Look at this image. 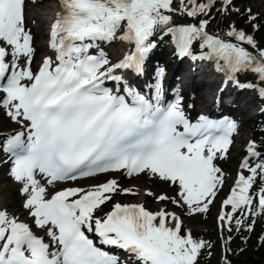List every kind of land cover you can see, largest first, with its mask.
<instances>
[{"label":"snow or ice","instance_id":"snow-or-ice-1","mask_svg":"<svg viewBox=\"0 0 264 264\" xmlns=\"http://www.w3.org/2000/svg\"><path fill=\"white\" fill-rule=\"evenodd\" d=\"M214 2L188 0L191 8H185V0H180V10L194 17L206 14ZM59 3L63 11L51 25L49 44L55 59L45 57L34 72L32 36L25 28V0H0V81H6L0 84V92L5 93L0 108L23 129L8 136L2 150L13 158L10 176L22 186L23 207L49 238L45 242L28 224L0 211V264H129L131 260L138 264H197L201 250L208 245L190 232L182 234L181 219L174 212L161 208L153 213L143 204L116 203L110 212L96 215L111 199L105 194L117 191L115 179L91 190L73 187L51 192L37 179L39 174L46 185L55 188L57 182L99 173L124 170L128 177L145 173L177 186L176 197L159 195L158 202L170 200L177 207L186 206L190 214L208 211L223 184V174L214 160L224 158L237 123L214 122L203 115L193 123L179 101L162 107L163 69H157L150 97L126 82V96L118 94L119 88L114 94L102 86L105 80L121 83L122 77L114 74L116 69L133 68L142 74L144 60L153 47L150 37L157 26L171 23L165 12L174 11L173 0ZM231 4L232 0H223L221 11H229ZM207 23L168 29L174 33L178 54L191 55L193 40L202 39L201 47L208 48L209 54L199 59L223 60L230 79L231 73L251 71L264 82V49L253 55L238 44L210 36L205 32ZM228 35L257 47L242 31L232 28ZM117 38L135 46L120 62L111 64L103 50L97 54L91 51L98 48V42ZM259 93L264 97V89ZM254 149L250 143L251 156L258 155ZM241 167L251 175H240L224 201L225 206H231V213H222L219 220L227 224L237 211L256 214L252 212L250 189L258 176L264 181V163L253 167L246 159ZM256 199L264 213V189ZM236 223L239 228L242 221ZM101 246L120 249L127 259L121 260Z\"/></svg>","mask_w":264,"mask_h":264},{"label":"rangeland","instance_id":"rangeland-1","mask_svg":"<svg viewBox=\"0 0 264 264\" xmlns=\"http://www.w3.org/2000/svg\"><path fill=\"white\" fill-rule=\"evenodd\" d=\"M49 1H51V0H41L42 4H41L39 9L42 11L44 10L43 11L44 13L47 10H50L49 7L51 4L48 6V4L50 3ZM241 8L246 10V11L251 10V12H253V14L261 13L264 15V0H250L248 3L237 7L238 10H240ZM34 11H36V10L31 9L29 14L33 15L35 13ZM44 17H45L44 15H41L39 17V25L37 23L38 19H29V22H28L26 29H29L30 31L31 30H33V31L37 30L38 31L39 28L41 27L40 21H42V19L44 20ZM37 25H38V27H37ZM122 34H118V36L122 35ZM252 38L254 39V41L257 45V47L255 49H253L251 47L253 54L258 55V51L260 49H264V46L258 40H256L254 37H252ZM117 39H115V40H117ZM199 40H202V39H199ZM39 42H40V39H37V43H39ZM243 46L248 51V47L245 45H243ZM8 60L11 62L10 57L8 58ZM110 63L112 64V62H110ZM163 73H164L163 74V80H165L168 77L169 73L165 68L163 70ZM254 105H255V107H254V109L251 110V113H252V115H255L257 113L255 115V116H257L259 114V111L262 110V108L260 106H258L255 101H254ZM189 108H190V105L185 104V103L182 104V110L185 111L186 114H187V110H189ZM3 111H5V109H3ZM254 121H255V117L250 118V120L245 125L240 124V130H241L240 136L245 137V141H247V138H249V136L251 135V132L254 131ZM8 127H10V126H8ZM6 130H7V126L6 127L0 126V136H2V134H8L9 132H6ZM238 150H240V147H235L234 150H230L227 153L226 160L224 161V164L222 166V168H223V173H222L223 174V180H224V182L227 183L228 187L233 185L232 177H233V175H235L237 173L236 172L237 161L235 160V155H236ZM135 179H137V178H135ZM115 180L117 181L118 188H117V191L114 192V195H113L114 196V200H113L114 204H116L117 202L118 203L135 202V203L143 204L147 210H149L153 213L158 212L162 206L165 208V204H166L167 200L162 201L161 203L158 202L156 197H158L159 194L156 193L154 190H150V189L146 188L145 186H143V184L145 182L149 183V182L158 181L156 178H149V176L144 173L143 180L132 181V180H129L128 177H123V176H116ZM163 183L166 184L165 182H163ZM2 187H3V185H0L1 189H2ZM122 189H130L131 192L135 193V195H132L133 198H131V199L121 198L120 194L122 192L121 191ZM174 189H177L176 185L172 186V190H174ZM261 189H264V181L260 187V191H261ZM148 192H152L153 195L152 196L147 195ZM4 193L5 192L3 190L2 194H1L2 198L0 201V204H3L6 207L4 209V211L7 212L9 214V216L12 218H16V219L22 220V221L27 220L28 218L26 216V212H23L21 215H19L20 212H18V215H15V216H12L10 214L11 210L17 209V206H15L16 202H15V200L12 199V197H9L8 195H5ZM24 197L25 196L22 195L18 200V203L20 206L23 203ZM12 201H14V203H12ZM218 207H219V203L214 204L208 209V211L206 213H201L198 215L190 214L187 207H185V209L182 211H176L174 208H172L171 212H174L177 216H179L182 223L187 225L188 230L194 239L204 240L206 242V245L210 242L212 236L216 235L218 238L219 233H220L221 237H219V238L222 239L226 252L228 251L231 253L232 248H230L226 245L227 239H231V240L233 239V237L231 235L233 231H235V237L236 238L239 236L238 231H237L238 227L234 226V223H232V222H231V224H227L224 221L218 222V215H217ZM165 210H166V208H165ZM16 211H18V210H16ZM103 213H104V211L100 212V214H103ZM254 213H256V214H252V216H254L257 219L264 220V213H261L260 209H258ZM245 224H246V221L244 220L243 225H245ZM30 228H31V230H33L34 227L30 226ZM229 228H231V231H229ZM233 228H234V230H233ZM205 229H209L210 232L204 234V236H202V237L195 236L191 232L192 230L194 232L195 231L200 232V231H203ZM241 234L243 237L242 244L244 245V241L247 237L248 231H243V233H241ZM212 249H213L214 255H217L219 257L221 256V253L219 250L220 249L219 243H218L217 248L212 247Z\"/></svg>","mask_w":264,"mask_h":264},{"label":"bare ground","instance_id":"bare-ground-1","mask_svg":"<svg viewBox=\"0 0 264 264\" xmlns=\"http://www.w3.org/2000/svg\"><path fill=\"white\" fill-rule=\"evenodd\" d=\"M29 17L36 18L37 16L33 15V16H29ZM42 52H43L42 49H38L37 53L33 57L32 63H31L32 70H34L35 62L38 59V57L40 56V53H42ZM92 52H93V54H95L94 51H92ZM108 59H110V56H108ZM19 63L23 64L24 63L23 59H21L19 61ZM162 68H163V66L159 63L155 64L152 67V71H151L152 72V78L154 79L155 83H156L157 69H162ZM164 68L169 73L168 77L165 80V81H167V83L164 87H162L163 90L165 89L164 94L170 95L171 92H173V91L176 93L183 94L181 97L183 99H185L186 103L192 104V113L196 114L197 113V106H201L206 102V100L202 97L203 91L200 90V87L198 84L201 81L200 76L196 77L190 71L178 72L176 70H173L171 68L170 62H165ZM161 92H163V91H161ZM248 92H250V91H248ZM241 93H240V95H241ZM240 95H230L227 99L219 98L218 100H216L211 105V108L212 109H220L222 107L228 108L229 110H231L233 112V116L237 120L244 121L247 117V110L249 108L245 109L240 104V102L242 100V97H240ZM197 98H199V103H197V101H196ZM248 102H250V101H248ZM0 126L1 127L7 126L6 132H14L16 130H20V131L23 130L20 125L14 123L6 115L5 111H3V108H0ZM8 126H10V127H8ZM4 169H5V167L2 164H0V185H3L2 189L0 188V201L2 198L1 197L2 191L4 190V192H5L4 194L8 195L9 197H12V199L15 200V202H16L15 206H17V209L11 210L10 214L12 216H15V215H18V212H20L19 215H21L23 213V208L19 205L18 200L22 196V194H21V187L22 186L20 183H17L10 175H5ZM5 173H7V172H5ZM134 177H139V178L135 179ZM143 177L144 176L141 173L139 175H133L132 177H130V179L132 181L143 180ZM85 183H88L90 185H95L98 183V181L95 180V178H93V179H90L88 181H83L81 184H85ZM172 185L173 184H170V183L164 184L161 181H154V182H149V183L145 182L143 184V186H145L146 188H148L150 190H154L159 195H166L168 197H176L177 189L172 191ZM12 203H14V201H12ZM185 207H183V208L177 207L175 204L171 203L170 200H167L166 204H165V208L167 211H172L171 210L172 208H174L176 211H182L185 209ZM1 208L5 209L6 207L3 204H1ZM224 209H225V207H224ZM16 210H18V211H16Z\"/></svg>","mask_w":264,"mask_h":264},{"label":"trees","instance_id":"trees-1","mask_svg":"<svg viewBox=\"0 0 264 264\" xmlns=\"http://www.w3.org/2000/svg\"><path fill=\"white\" fill-rule=\"evenodd\" d=\"M202 1L203 0H196L197 3H200ZM249 1L250 0H240V2L242 3H247ZM171 7L174 9V11H172L171 13L165 12L166 15L175 18V20H171V23L169 25H175L179 20L189 19L186 11H181L180 9H178L181 6L180 4L177 5L174 0ZM185 8H191V4L185 2ZM176 9L179 11V13ZM210 11L211 13H213V17L212 20L208 22V26L206 27L207 31L218 35H225V30L229 27V21L227 20L228 17H226L224 13L221 12V9L218 7L217 2L212 5ZM199 18L201 20H205L202 15H199ZM231 23L233 27L239 28L246 35L252 32L253 35L262 43V45H264V16H259L255 18L254 21H251L247 15L242 13H235L232 14ZM169 25L157 26L153 35L163 31ZM252 29L254 30L252 31ZM248 79H257V76L254 74L252 77L249 76ZM254 137L261 138L262 148L259 146L258 150L260 152H263L262 157H264V133H254ZM263 225V222L257 223L252 237L247 240L246 246L241 249L235 256H226L227 264H264V237L260 241L258 240L259 233L262 230ZM236 244L239 245L237 241Z\"/></svg>","mask_w":264,"mask_h":264}]
</instances>
